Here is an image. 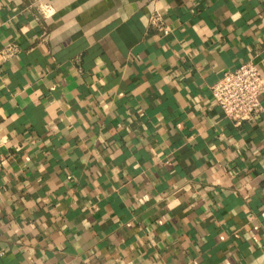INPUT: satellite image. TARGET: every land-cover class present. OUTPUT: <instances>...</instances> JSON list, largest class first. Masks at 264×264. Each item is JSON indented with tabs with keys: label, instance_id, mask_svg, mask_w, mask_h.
Returning a JSON list of instances; mask_svg holds the SVG:
<instances>
[{
	"label": "crops",
	"instance_id": "crops-1",
	"mask_svg": "<svg viewBox=\"0 0 264 264\" xmlns=\"http://www.w3.org/2000/svg\"><path fill=\"white\" fill-rule=\"evenodd\" d=\"M9 42L0 264H264V95H212L264 74V0H0Z\"/></svg>",
	"mask_w": 264,
	"mask_h": 264
},
{
	"label": "built area",
	"instance_id": "built-area-1",
	"mask_svg": "<svg viewBox=\"0 0 264 264\" xmlns=\"http://www.w3.org/2000/svg\"><path fill=\"white\" fill-rule=\"evenodd\" d=\"M38 10L44 16H52L55 13L49 4L40 5ZM151 23L165 34L170 32L158 14L152 17ZM20 51L17 43L9 42L1 48L0 59L12 60ZM212 95L225 115L235 123L253 120L263 111L261 96L264 95V74L254 62H244L234 70L224 73L213 85Z\"/></svg>",
	"mask_w": 264,
	"mask_h": 264
}]
</instances>
